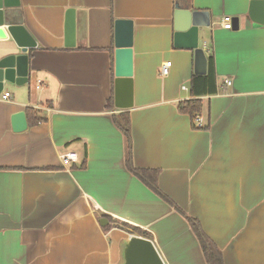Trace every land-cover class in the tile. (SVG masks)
Wrapping results in <instances>:
<instances>
[{"label": "crops", "instance_id": "0c3cea01", "mask_svg": "<svg viewBox=\"0 0 264 264\" xmlns=\"http://www.w3.org/2000/svg\"><path fill=\"white\" fill-rule=\"evenodd\" d=\"M9 1L36 42L27 51L36 91L30 83L1 91L10 98H0V264H116L121 241L139 231L165 264H210L190 218L223 264H264V24L249 18L251 0ZM176 2L206 11L203 74L193 49L174 46ZM69 8L73 47L64 46ZM227 16L239 17L237 29L223 27ZM116 19L133 22L125 110L110 102ZM13 51L0 35V58ZM193 98L201 127L178 110ZM18 111L27 124L20 132L11 121ZM120 113L129 116L132 166L156 171L168 201L128 169ZM67 152L76 161L64 163Z\"/></svg>", "mask_w": 264, "mask_h": 264}, {"label": "water", "instance_id": "95a60500", "mask_svg": "<svg viewBox=\"0 0 264 264\" xmlns=\"http://www.w3.org/2000/svg\"><path fill=\"white\" fill-rule=\"evenodd\" d=\"M247 14L249 18L264 24V0H251ZM206 11L191 10L179 2L175 3L174 46L194 51L197 74H203L206 66L204 50L198 47L199 27L208 26L203 22ZM203 22V23H202ZM239 17H231V29L238 28ZM7 35L14 43V51L0 58V92L5 85L17 87L30 83L27 51L36 42L23 25L19 8L9 0H0V35ZM75 10L69 8L65 14L64 46L75 45ZM133 22L130 19H116L113 26L114 46V87L113 102L118 109H129L133 105ZM12 129L16 132L27 126L24 111L16 112L12 118ZM102 220L106 219L103 218ZM116 264H165L151 239L130 235L119 245V261Z\"/></svg>", "mask_w": 264, "mask_h": 264}, {"label": "trees", "instance_id": "16d2710c", "mask_svg": "<svg viewBox=\"0 0 264 264\" xmlns=\"http://www.w3.org/2000/svg\"><path fill=\"white\" fill-rule=\"evenodd\" d=\"M209 65L210 70L208 73L207 81H211V83H214V74L212 70V59H209ZM199 78L198 76L194 77V87H195V81ZM201 78V77H200ZM211 92H215L214 89L211 90ZM195 95H201V90H195ZM110 102L113 104V99H110ZM178 110L181 113H185L190 115V117L193 118L197 113L200 111V101L197 98L185 100L179 103ZM43 119L40 117H35V122H41ZM114 121L118 128L122 131L127 144V154H126V165L128 169L133 172L148 188H150L154 193L161 196L163 199L168 201L167 197L158 189L156 185L157 181V173L154 170H142V169H136L132 166L131 162V154H130V148H131V136H130V122H129V116L126 113H120L119 115H116L114 117ZM190 224L196 233V236L198 237L200 244L202 246V249L204 251L205 257L208 260L210 264H223L222 259L220 257L219 252L217 251L216 247L212 244V242L205 236L203 233L198 221L194 219H189ZM121 227L125 230H130L132 232L136 231V228L130 227L127 224L122 223ZM140 235L142 237L151 239V234L146 231H139Z\"/></svg>", "mask_w": 264, "mask_h": 264}, {"label": "built area", "instance_id": "2783aa9c", "mask_svg": "<svg viewBox=\"0 0 264 264\" xmlns=\"http://www.w3.org/2000/svg\"><path fill=\"white\" fill-rule=\"evenodd\" d=\"M222 24H223L224 28L230 29L231 28V17H229V16L224 17L222 19ZM203 46H205V43H203ZM168 66H169V63H165L164 65H162V67L160 69L161 75L167 74ZM225 84L230 85L231 81L226 80ZM0 98L2 100H7L10 98V93L9 92H0ZM192 122H193L192 124L194 127H201L202 126V121H201L200 116H198V114L195 115ZM76 159H77V155H76V153H73V152H67V153L61 155V160L64 163H67L69 161H76Z\"/></svg>", "mask_w": 264, "mask_h": 264}, {"label": "rangeland", "instance_id": "374dc122", "mask_svg": "<svg viewBox=\"0 0 264 264\" xmlns=\"http://www.w3.org/2000/svg\"><path fill=\"white\" fill-rule=\"evenodd\" d=\"M28 86L32 88L31 90L36 91V89H35V82L34 81H32Z\"/></svg>", "mask_w": 264, "mask_h": 264}]
</instances>
